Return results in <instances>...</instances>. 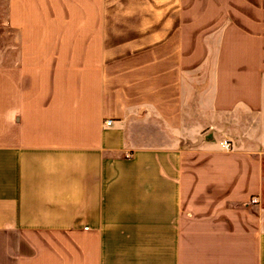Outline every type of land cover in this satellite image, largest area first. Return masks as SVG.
<instances>
[{"label": "crops", "instance_id": "1", "mask_svg": "<svg viewBox=\"0 0 264 264\" xmlns=\"http://www.w3.org/2000/svg\"><path fill=\"white\" fill-rule=\"evenodd\" d=\"M204 66L263 112L264 0H0V264H264L261 157L185 127Z\"/></svg>", "mask_w": 264, "mask_h": 264}, {"label": "rangeland", "instance_id": "2", "mask_svg": "<svg viewBox=\"0 0 264 264\" xmlns=\"http://www.w3.org/2000/svg\"><path fill=\"white\" fill-rule=\"evenodd\" d=\"M207 75L208 70L204 66L190 79L193 82L194 95L186 108V130L195 136L209 134L211 138L227 140L236 150L256 151L263 161L264 172V110L261 113L240 110L220 114L207 108H200L199 95L209 82ZM255 209L264 220V187L260 203Z\"/></svg>", "mask_w": 264, "mask_h": 264}, {"label": "built area", "instance_id": "3", "mask_svg": "<svg viewBox=\"0 0 264 264\" xmlns=\"http://www.w3.org/2000/svg\"><path fill=\"white\" fill-rule=\"evenodd\" d=\"M111 123H112L111 120L107 121V124H108V125H111ZM221 145H222V147H223L225 150H227V151L232 150L231 144H230V142L227 141V140H223L222 143H221ZM256 202H257V200H255V199L252 200V203H256Z\"/></svg>", "mask_w": 264, "mask_h": 264}]
</instances>
